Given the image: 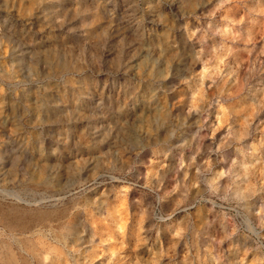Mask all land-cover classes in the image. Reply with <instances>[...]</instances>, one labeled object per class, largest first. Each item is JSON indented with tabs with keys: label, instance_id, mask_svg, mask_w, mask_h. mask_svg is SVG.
Returning a JSON list of instances; mask_svg holds the SVG:
<instances>
[{
	"label": "rangeland",
	"instance_id": "374dc122",
	"mask_svg": "<svg viewBox=\"0 0 264 264\" xmlns=\"http://www.w3.org/2000/svg\"><path fill=\"white\" fill-rule=\"evenodd\" d=\"M11 63L2 256L264 264V0H0Z\"/></svg>",
	"mask_w": 264,
	"mask_h": 264
},
{
	"label": "bare ground",
	"instance_id": "6f19581e",
	"mask_svg": "<svg viewBox=\"0 0 264 264\" xmlns=\"http://www.w3.org/2000/svg\"><path fill=\"white\" fill-rule=\"evenodd\" d=\"M28 24H29V19L25 18V24L24 27L21 31L22 34L26 33L27 29H28ZM26 43H18V42H14L13 45L10 46L11 48V61H17L18 65H22V67L24 68V78L26 77L28 80V71H29V55H30V46L31 43L26 40ZM13 57V58H12ZM16 64L11 63L9 64V73H5L4 71H1V77H7V78H11L13 72H17L16 68ZM25 93H23V98L25 97ZM4 109L10 110L11 108L8 106ZM3 133V132H2ZM4 137H8L5 135L4 133ZM39 259L37 260L39 262V264H65L66 263V259L63 257V259L60 261V256H53L52 259H50L49 261H47V257L45 256V254L39 253ZM0 264H17V262L15 261V258L13 257V254H11V252H9L8 254H6L5 256H2V254H0ZM28 264V263H27Z\"/></svg>",
	"mask_w": 264,
	"mask_h": 264
}]
</instances>
